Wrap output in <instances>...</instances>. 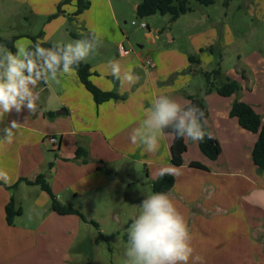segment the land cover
Returning <instances> with one entry per match:
<instances>
[{"label":"crops","instance_id":"0c3cea01","mask_svg":"<svg viewBox=\"0 0 264 264\" xmlns=\"http://www.w3.org/2000/svg\"><path fill=\"white\" fill-rule=\"evenodd\" d=\"M17 1L40 5L43 12L54 13L62 0ZM140 1L132 3L135 13ZM249 2L264 8V0ZM91 9L93 3L75 14L76 0L64 4L62 13L49 19L47 32H41L43 36L37 40L59 44L49 40L59 26L70 24L74 18L84 28L83 38L97 33L100 46L85 60L93 72L90 79L119 96L97 104L75 71L59 75L58 82L37 84L34 91L39 92L40 99L34 114L27 109L19 114L13 111L0 121V129L14 119L21 123L10 143L0 131V170L9 177L7 183L0 179V264L77 263L78 259L72 261L69 252L83 237V227H88V222L76 214L52 211L49 194L40 185L20 179L34 180L44 173L62 203L91 216L99 214L101 224L113 222L118 232L128 230V222L140 213L142 200L153 193L151 182L164 167L174 168L175 183L166 194L188 225L193 256L202 258L198 264L262 263L264 214L257 216V212L264 213V170L258 169L252 158L258 134L244 128L230 115V109L235 100L244 101L264 120L263 59H246V68L224 71L240 82V94L222 96L215 90L207 93L204 66L214 60L216 53L221 56L219 42L228 46L233 39L225 43L220 40V33L212 29L207 34H186L188 41L182 46L178 34L167 33L164 43L160 28L145 21L150 45L137 41L136 47L133 35L120 26L131 13H121L111 2L108 7L100 4L94 12ZM113 26L120 28L121 34L104 32L105 27L113 30ZM71 31L80 37L77 31ZM30 44L32 40L24 45ZM121 45L124 50L120 52ZM110 46L114 49L110 50ZM210 46L214 50L209 51ZM191 55L199 62L190 61ZM110 62L119 63L122 72L131 70L135 82L114 79ZM197 72H202L203 80ZM247 93L259 98H247ZM160 95L185 106L189 95L203 98L209 110L205 118L209 134L221 146L216 159L201 151L199 140L185 137L183 163L174 165L170 152L173 133L169 131L164 132L155 152L131 143V131L140 125L151 101ZM51 135L59 139L57 148L48 140ZM78 147L87 150L88 161L74 158ZM192 161L206 168L192 167ZM11 197L22 212L9 224L5 206ZM100 230L104 232L102 226ZM189 264H193L191 259Z\"/></svg>","mask_w":264,"mask_h":264},{"label":"clouds","instance_id":"9594fccd","mask_svg":"<svg viewBox=\"0 0 264 264\" xmlns=\"http://www.w3.org/2000/svg\"><path fill=\"white\" fill-rule=\"evenodd\" d=\"M133 23H135L133 21ZM100 46V38L92 32L83 39L67 44L42 47L41 42L14 45L12 52L0 45V121L6 114H17L27 109L31 114L37 111L39 92L34 91L40 81H57L59 75L72 74L80 62ZM111 75L121 83H134L136 77L131 70L122 72L119 63L110 62ZM203 112L195 105H182L166 95L151 101L145 118L134 128L129 139L147 152L158 150L159 140L165 129H171L177 138L187 137L202 140L206 135L200 123ZM21 123L12 120L0 131L9 143L14 130ZM173 167H164L159 175H169ZM0 179L6 183L9 177L0 170ZM140 213L132 220L127 231L125 256L127 264H198L202 260L193 256L191 235L188 225L174 202L166 193H152L142 200Z\"/></svg>","mask_w":264,"mask_h":264},{"label":"rangeland","instance_id":"374dc122","mask_svg":"<svg viewBox=\"0 0 264 264\" xmlns=\"http://www.w3.org/2000/svg\"><path fill=\"white\" fill-rule=\"evenodd\" d=\"M87 1L93 3V9H91L93 12L100 4L103 3L108 7V4L111 2L112 6L121 13H131L130 16L126 15L125 21L122 20L120 22V26L125 29L128 35H133L132 37L136 47H139L137 41L143 43L145 46L150 45L149 37L146 36L147 29L139 26L141 21L150 22L153 27L158 26L161 30L160 40L164 43L168 39L167 33L173 32L178 34L177 40L180 46L186 45L188 41L185 36L186 34L197 32L207 34L213 29L220 33L218 34L220 35V40H225V43H228V39H233L234 42H230L228 46L227 44L219 42L221 44V56L219 57V53H216L214 60L210 64H205L204 70L215 68L218 62H220L223 71H229L234 68L240 70L247 67L246 59L252 58L253 61H256V57H261L264 65V8L254 7L249 0H230L228 5H224V0H217L211 5L190 0V5L193 10L182 14L174 21L170 20L169 14L162 15L156 13L150 17L138 16L135 11L131 10V7L133 2L139 0ZM42 8L40 5L32 6L30 3H22L17 0H0V36H25L16 41V44L23 45L25 42L31 43L29 36H36L37 38L43 36L47 32L46 25L50 21L49 16L53 13L43 12L41 10ZM132 21H135L136 24H132ZM52 23L54 25L55 22L52 21ZM79 26L75 18L71 19L70 24L59 26L54 36H52V40L49 41L67 44L77 39H83L82 33H84V28ZM71 30L77 31V34L79 33L78 35L81 34L80 37L74 36V32ZM104 32H119L121 34L120 28L114 26L113 30L111 27L108 29L105 27ZM219 43L216 42L218 45ZM125 44L127 45L126 41ZM109 49L114 48L110 46ZM197 73H199L200 78L203 80L202 72ZM240 92H243L242 89L239 91V94ZM246 97L250 99L259 98L258 95L249 93L246 94ZM256 209L261 208L256 207ZM263 214L262 211L257 212V216ZM87 215L98 221L100 223V229L102 226L104 232L102 233L101 230L89 222L88 227H83V237L69 252L72 261L75 258L78 259V262H73V264H82L85 260L88 246L84 243L87 239L91 240L94 250V259L91 264H127V257L125 256L127 243L123 238V234L128 230L119 229L116 232V227H114L113 222L111 225L101 224L99 214H93L95 215L94 217L93 215ZM93 239L96 241L95 243H93ZM45 254L47 256L46 250ZM263 262H256V264H263Z\"/></svg>","mask_w":264,"mask_h":264},{"label":"trees","instance_id":"16d2710c","mask_svg":"<svg viewBox=\"0 0 264 264\" xmlns=\"http://www.w3.org/2000/svg\"><path fill=\"white\" fill-rule=\"evenodd\" d=\"M73 0H62L58 4L57 11L49 16V19H52L62 13V6L66 3H69ZM197 2L205 5H211L215 3L217 0H196ZM230 0H224V5H228ZM77 10L75 14H80L86 8L89 7L90 2L87 0H76ZM192 6L190 5V0H141L136 8V13L140 17H148L154 15L156 13L165 15H170V20H176L180 15L185 14L187 12L192 11ZM19 35H13L10 37H2L0 36V45L6 46L12 52L16 51V47H14L16 40L19 38ZM34 44L37 42L36 36H29ZM53 43H42V47H52ZM209 51L214 50L213 46L208 47ZM190 61H197L199 59L196 56H189ZM78 74V77L82 84L86 87V89L92 94L94 101L97 104L108 101L110 99L118 98V94L113 91L103 90L98 87L91 79L92 75L91 65L85 61L80 62L78 67L75 70ZM205 78L206 89L205 92L209 93L212 90L218 92V94L222 96H229L234 93H239L241 90V84L238 80L228 77L221 65L220 62L217 63V66L211 70H207L203 72ZM189 102L187 105H195L203 112V118L200 123L202 125L203 130L206 135L202 140H199V147L201 151L210 159H216L221 152V146L218 140L212 137L209 134L205 118L208 116L209 110L208 107L203 100V98L199 96H188ZM186 105V106H187ZM230 115L234 116L238 119L239 123L246 129L255 132L258 134L257 140L254 144L252 150V158L258 169L264 170V120L261 115L257 113L254 108L240 100H235L230 109ZM165 131H169L171 133V129H165ZM187 149V144L184 138H177L173 133V140L170 147L171 152V162L174 165H181L183 163V153ZM88 152L85 148L78 147L76 150L75 159H82L83 161H88ZM192 167L206 168L203 164L198 161H192L190 164ZM20 180H25L28 183L38 184L40 187L45 190L51 200L50 208L52 211L57 212L58 214H76L85 222H89L93 224L96 228L100 230V223L90 216H88L85 212L79 210L78 208L62 203L57 196L53 193L51 186L46 178L44 173L39 174L34 180H28L26 178H22ZM0 183H3L0 180ZM175 183L174 174L160 176L158 175L156 179L151 182V189L153 193H166L169 191ZM22 212L21 206H17L15 199L13 197L10 198L9 202L5 206L6 220L9 224L13 223V220L16 215ZM132 220L128 222L131 224ZM101 233V231H100ZM123 238L127 241L128 236L127 233L123 234ZM88 246V251L86 252V258L82 262V264H91L94 259V250L91 244V240L87 239L85 243Z\"/></svg>","mask_w":264,"mask_h":264},{"label":"built area","instance_id":"2783aa9c","mask_svg":"<svg viewBox=\"0 0 264 264\" xmlns=\"http://www.w3.org/2000/svg\"><path fill=\"white\" fill-rule=\"evenodd\" d=\"M134 22H135V21H134ZM132 24H136V22L133 23V21H132ZM139 26H140L141 28H144V29H147V28H148V24H147L145 21H141V22L139 23ZM123 50H124V47L121 45V46L119 47V51L121 52V51H123ZM48 140H49L50 144H51L53 147L57 148V147L59 146V139H58L56 136H53V135L48 136Z\"/></svg>","mask_w":264,"mask_h":264}]
</instances>
